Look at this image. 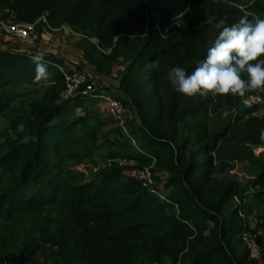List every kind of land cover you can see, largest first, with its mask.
Listing matches in <instances>:
<instances>
[{
    "label": "trees",
    "instance_id": "trees-1",
    "mask_svg": "<svg viewBox=\"0 0 264 264\" xmlns=\"http://www.w3.org/2000/svg\"><path fill=\"white\" fill-rule=\"evenodd\" d=\"M148 4L0 0V18L69 24L85 36L88 61L129 59L118 90L138 117L124 130L93 109L98 90L66 95L60 57L42 54L49 78L37 80L31 57L39 53L0 46V224L14 226L11 236L24 233L20 250L0 248V264H31L39 252L52 264H264V249L262 259L251 257L242 240L254 209L264 232V162L252 192L219 176L264 146V91L187 97L166 78L171 66L196 67L219 20L264 18V0ZM172 17L159 34L157 22L164 27ZM89 38L108 51L96 55ZM246 97L259 101L246 105ZM144 168L152 188L131 174ZM257 241L264 246V237Z\"/></svg>",
    "mask_w": 264,
    "mask_h": 264
},
{
    "label": "rangeland",
    "instance_id": "rangeland-1",
    "mask_svg": "<svg viewBox=\"0 0 264 264\" xmlns=\"http://www.w3.org/2000/svg\"><path fill=\"white\" fill-rule=\"evenodd\" d=\"M145 2L148 4V0H145ZM147 6L149 7V4ZM174 19L175 17H172L164 27L157 22L156 28L158 33H167L175 23ZM1 23L7 25L13 23L23 24V22L13 20L12 17L0 18V46L7 45L15 48L18 52H36L50 57H60L63 61L56 65L57 68L62 67L68 70L78 69L85 71L90 84H92L91 88L98 90V92L101 93L98 97L92 99H95V101H93V109H95L103 118L108 121L110 119H117L124 130L127 128V121H131L134 124L138 123L136 113L118 90L121 80L126 72L129 59L125 60L123 57H118L117 60L113 62H110V60H104L99 65L88 61L84 54L85 36L80 32L74 31L67 23L62 24L59 27H52L45 15L39 17L33 22H24L33 23L35 27V36L25 40L8 35V33L3 29V25ZM137 37L141 38L142 35H137ZM87 40L95 44L97 48L95 51L96 55L99 51L102 54L108 51L107 49L101 48L97 39L89 38ZM100 55L99 58H103ZM43 83L44 82H39L37 84L39 91H41V85ZM73 92L75 91L70 93L66 91L65 93L66 95H69ZM62 97L65 98L66 96L64 97L62 95ZM116 101L122 104V108L124 109L121 115L115 114L112 110L111 102ZM258 101L257 97H246L243 100L246 105H251L257 103ZM260 112L261 111L258 113ZM76 113L79 114L80 110L77 109ZM108 128L109 124H107L105 129L107 130ZM252 149L253 158H246L239 161L236 160L233 162L232 168L224 171L222 174H219V176L223 175L231 180H236L240 185L244 186V188L251 190V192L252 190H255L254 185L252 187L254 174L258 170L260 164L264 162V146L252 147ZM133 163V161L129 162V164ZM89 176H92V171L88 167L86 169V177ZM160 176L164 177L165 175L161 172ZM155 186L158 187L157 190L160 192V198H164L167 191L162 187L161 182L155 183ZM251 198L252 194L250 193L247 200ZM234 202L239 204L236 198L234 199ZM251 202L253 203L254 201ZM258 214H260V212H258L257 209H254V211L247 217L246 224L248 228L242 233V240L250 249L251 257L262 259L264 246L258 243L257 238L264 237V232L256 230V216ZM13 223L15 224V222ZM3 225L5 224H0V248L6 246L8 247V250L12 252L20 250V238H24V233H18V237L16 235L11 236V230H14V226L5 225L8 227L7 228ZM26 228L27 231L30 229V226L27 223L24 226V230ZM7 229H9V234ZM253 231H256V233H253ZM26 235L27 234L25 233V236ZM15 237L17 238L15 239ZM31 264H52V262L50 260H46L42 253L39 252L31 256ZM166 264L173 263L170 261Z\"/></svg>",
    "mask_w": 264,
    "mask_h": 264
},
{
    "label": "clouds",
    "instance_id": "clouds-1",
    "mask_svg": "<svg viewBox=\"0 0 264 264\" xmlns=\"http://www.w3.org/2000/svg\"><path fill=\"white\" fill-rule=\"evenodd\" d=\"M218 33L203 59L188 72L180 66L168 68L166 78L177 92L187 97L199 95L244 96L252 91H264V18L250 20L242 16L228 25L224 19L216 24ZM35 78L48 79V65L42 54L31 57ZM29 137H25L27 142ZM264 141V129L260 130Z\"/></svg>",
    "mask_w": 264,
    "mask_h": 264
},
{
    "label": "built area",
    "instance_id": "built-area-1",
    "mask_svg": "<svg viewBox=\"0 0 264 264\" xmlns=\"http://www.w3.org/2000/svg\"><path fill=\"white\" fill-rule=\"evenodd\" d=\"M2 24V23H1ZM3 25V29L8 33V35L18 38V39H28L30 37L35 36V27L33 23H13V24H7ZM61 73L64 76L65 80V86L67 92L76 91L79 88H82L83 93H90L92 94V84H90L88 80V76L85 71L83 70H68L64 69L62 67H58ZM95 96V95H94ZM112 110L115 114L121 115L123 112L122 104L119 102H111ZM117 111V112H116ZM145 169V168H144ZM140 171H132L131 174L134 177H137L138 179L143 180L144 185H148L150 188H152V179L150 176V171L147 169Z\"/></svg>",
    "mask_w": 264,
    "mask_h": 264
}]
</instances>
